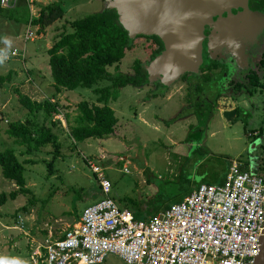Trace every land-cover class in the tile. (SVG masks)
<instances>
[{
  "label": "rangeland",
  "instance_id": "rangeland-1",
  "mask_svg": "<svg viewBox=\"0 0 264 264\" xmlns=\"http://www.w3.org/2000/svg\"><path fill=\"white\" fill-rule=\"evenodd\" d=\"M54 2L61 4L60 19L42 31L27 23V19L38 17L41 7ZM4 8L15 12L18 22L0 17V48H18L25 52V58L0 61V78L11 74L9 80L0 82V152L7 149L15 152L24 165L30 193L11 200L8 194L17 187L4 179L0 170V196L5 194L4 203H0V264H30L29 258L38 244L60 236L76 223L87 206L104 197L95 168L110 182L108 196L119 208L134 215H150L153 208L174 204L199 183L220 184L232 160L245 153L248 142L245 133H250L246 131L250 126L240 120L228 124L222 117V111L234 105L220 103L206 129L190 134L195 128L193 117L187 115L191 101L185 96V86L179 83L166 88L162 95L151 83L119 89L117 98L107 104L117 118L114 133L105 139L74 142L64 115L68 114L72 125L78 114L77 104L81 101L96 104L93 89L110 83L102 80L91 89L77 88L56 94L46 51L60 33L71 30V21L102 12L104 2L11 0ZM28 29L33 32V41H25ZM144 45V39H135L134 47L125 51L120 63L109 67L108 72L112 76L132 75L135 60L143 64L149 60ZM16 89L31 100L57 104L59 113L52 120L59 125L52 130L59 149L51 170L47 164L54 157L53 146L22 155L25 147L16 145L5 132L11 123L31 121L40 125L43 121L42 114L33 118L21 107ZM238 107L247 109L240 104ZM188 136L195 137L197 143L186 145ZM19 218L22 225L18 224ZM102 264L122 262L108 255Z\"/></svg>",
  "mask_w": 264,
  "mask_h": 264
},
{
  "label": "built area",
  "instance_id": "built-area-1",
  "mask_svg": "<svg viewBox=\"0 0 264 264\" xmlns=\"http://www.w3.org/2000/svg\"><path fill=\"white\" fill-rule=\"evenodd\" d=\"M10 1L0 0V7ZM25 41H33L32 30ZM19 57L25 52L0 48V61ZM94 171L104 197L60 236L38 244L30 264H102L108 255L122 264H255L264 227V176L252 174L241 160H232L220 184L201 183L143 221L115 204L110 182Z\"/></svg>",
  "mask_w": 264,
  "mask_h": 264
},
{
  "label": "trees",
  "instance_id": "trees-1",
  "mask_svg": "<svg viewBox=\"0 0 264 264\" xmlns=\"http://www.w3.org/2000/svg\"><path fill=\"white\" fill-rule=\"evenodd\" d=\"M14 13L9 9L0 7V17L18 22ZM62 14L61 4L54 2L41 7L38 17L33 20L27 19V23L38 26L39 30L42 31L60 19ZM69 27L71 30L60 33L46 51L55 93L59 94L64 90L74 91L77 88L91 89L102 80L110 83L109 86L93 89V93L97 96L96 104L91 105L86 101L77 104L78 114L72 125L69 124L68 114L64 115L69 136L74 142L108 138L114 133L117 124L114 111L107 106L108 102L117 98L119 89L127 85L139 87L148 82L145 65L160 54L162 49L160 40L155 36H137L130 39L127 32L119 24L116 12L105 8L100 13L71 21ZM137 38L154 41L149 46L144 45V50L149 57L148 62L143 64L140 60H135L132 65V75L115 74L112 76L108 72V68L120 63L125 51L134 47L133 42ZM10 75L8 73L7 76L1 77L0 82L9 80ZM14 92L21 107L33 118L42 114L43 121L40 125L31 121H27L25 124L21 122L11 123L5 132L14 139L16 145L25 147V151L21 152L22 155L30 154L33 151L38 152L48 145L53 146L55 148L54 157L52 162L47 164L48 169L51 170L59 149L57 135L52 130L53 127L59 125L58 121L52 120L59 113L57 104L48 100L42 102L31 100L17 89ZM0 170L2 177L13 182L17 187L16 191L8 194L11 200H14L18 195L30 193L24 178V165L18 160L13 150L7 149L0 152ZM249 171L252 174L264 176V164L261 168H250ZM0 197V203L3 204L5 194H1ZM183 198L175 203L180 202ZM170 205H158L153 208L150 215H147L148 213L132 214L133 219L137 221L138 219L147 220ZM21 210L25 211V208H21Z\"/></svg>",
  "mask_w": 264,
  "mask_h": 264
},
{
  "label": "flooded vegetation",
  "instance_id": "flooded-vegetation-1",
  "mask_svg": "<svg viewBox=\"0 0 264 264\" xmlns=\"http://www.w3.org/2000/svg\"><path fill=\"white\" fill-rule=\"evenodd\" d=\"M244 6L231 9V14L243 16L237 24L213 22L205 26L198 72L186 73L174 84L184 85L185 96L190 95V98L186 97L191 101L188 103L191 111L187 115L195 122L190 134L206 129L220 103L234 105L227 109L236 111L233 121L228 124L240 120L250 126L246 130L250 133H245L248 139L246 151L238 158L250 169L261 168L264 164V0H247ZM222 18L227 19V14L224 13ZM144 40L147 46L154 42ZM160 43L161 53L163 43ZM146 84L149 82L139 87ZM150 85L159 90V95L166 90L159 81ZM239 104L247 109L239 108ZM196 141L195 137L188 136L184 143L192 145Z\"/></svg>",
  "mask_w": 264,
  "mask_h": 264
},
{
  "label": "water",
  "instance_id": "water-1",
  "mask_svg": "<svg viewBox=\"0 0 264 264\" xmlns=\"http://www.w3.org/2000/svg\"><path fill=\"white\" fill-rule=\"evenodd\" d=\"M105 9L114 10L130 39L155 36L163 50L145 65L149 83L159 81L172 86L182 75L197 73L202 63V42L206 25L226 22L234 25L242 14L231 9L245 7L247 0H100ZM226 13L227 19L222 15ZM236 111L223 110L222 117L232 122ZM255 264H264V227Z\"/></svg>",
  "mask_w": 264,
  "mask_h": 264
},
{
  "label": "crops",
  "instance_id": "crops-1",
  "mask_svg": "<svg viewBox=\"0 0 264 264\" xmlns=\"http://www.w3.org/2000/svg\"><path fill=\"white\" fill-rule=\"evenodd\" d=\"M27 31V30H26ZM227 173V172H226Z\"/></svg>",
  "mask_w": 264,
  "mask_h": 264
}]
</instances>
